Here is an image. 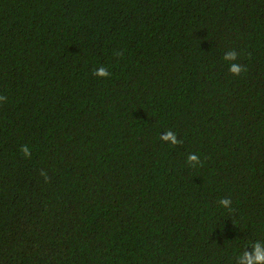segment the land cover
Listing matches in <instances>:
<instances>
[{
    "label": "trees",
    "instance_id": "16d2710c",
    "mask_svg": "<svg viewBox=\"0 0 264 264\" xmlns=\"http://www.w3.org/2000/svg\"><path fill=\"white\" fill-rule=\"evenodd\" d=\"M0 96V264L264 251V0H0Z\"/></svg>",
    "mask_w": 264,
    "mask_h": 264
},
{
    "label": "clouds",
    "instance_id": "9594fccd",
    "mask_svg": "<svg viewBox=\"0 0 264 264\" xmlns=\"http://www.w3.org/2000/svg\"><path fill=\"white\" fill-rule=\"evenodd\" d=\"M121 53H117V55H120ZM237 52L235 51H229L225 53L223 59L229 60V61H235L237 59ZM246 68L243 65L232 63L229 66V72H231L233 75H240L242 71H245ZM94 75L98 77H107L110 75V73L107 71L106 68H99L96 70ZM6 100V97L0 96V101ZM161 139L164 141H168L173 145H177L181 143L180 140L176 138L175 133L172 131H168L166 134L161 136ZM21 151L23 152L25 157H29L31 155L30 149L28 146H22ZM187 162L195 166L196 164L201 163L199 156L195 153H190L187 157ZM224 207H229L231 205V200L229 198H223L219 202ZM239 264H264V251L261 250L260 242H256L252 246V251H245L242 256L238 258Z\"/></svg>",
    "mask_w": 264,
    "mask_h": 264
}]
</instances>
